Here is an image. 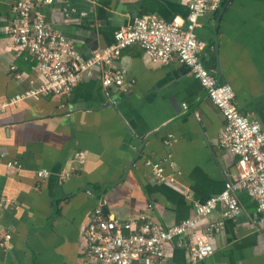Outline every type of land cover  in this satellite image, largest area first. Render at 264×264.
Returning <instances> with one entry per match:
<instances>
[{"label": "crops", "instance_id": "1", "mask_svg": "<svg viewBox=\"0 0 264 264\" xmlns=\"http://www.w3.org/2000/svg\"><path fill=\"white\" fill-rule=\"evenodd\" d=\"M15 1L0 0V102L28 88V81L39 82L34 62L15 56L6 33ZM188 1L53 0L37 11L86 58L110 45L114 31L135 17L184 24ZM198 24L203 66L231 87L236 109L264 133V0H222ZM118 62L131 81L127 92L105 93L101 71L93 68L69 95L24 100L0 114V236L11 235L7 248L0 247V264H96L83 254V231L94 209L117 223L144 214L171 226L194 217L195 203L238 177L237 157L217 144L223 117L184 66L149 63L136 45ZM167 154L173 166L159 182L145 161ZM41 170L49 177L37 178ZM236 196L241 213L234 220L224 219L218 205L196 224L202 235L209 223L223 221L209 241L212 254L197 264H264L256 204L244 192ZM193 243L164 244L165 264H188Z\"/></svg>", "mask_w": 264, "mask_h": 264}, {"label": "built area", "instance_id": "2", "mask_svg": "<svg viewBox=\"0 0 264 264\" xmlns=\"http://www.w3.org/2000/svg\"><path fill=\"white\" fill-rule=\"evenodd\" d=\"M52 1L16 0L11 6L14 20L6 29L8 39L16 57L34 62L39 82L35 84L30 80L28 88L1 101L0 114L24 100L69 95L82 74L93 68L101 71L100 84L105 93L110 88L127 92L131 81L118 61L125 48L136 45L149 63L177 62L198 81L224 120L218 146L238 159V177L227 180L220 194L195 203L194 217L177 224L163 226L153 223L144 214H134L117 223L104 219L100 208L94 209L83 231L85 258L96 264H132L136 260H144L146 264H165L164 244L180 246L185 238H192L194 243L189 249L188 264H197L212 254L209 241L223 228V221L209 223L202 235L197 234L196 224L214 212L218 205L223 207L224 219L234 220L241 213L236 192H244L254 200L259 223L264 226V133L257 121L249 120L236 109L231 87L218 82L215 71L203 66L200 54L204 42L195 34L198 19L207 12L215 13L222 0H189L184 24L175 20L135 17L131 24L114 31L110 45L93 51L86 58L80 57L62 34L51 31L44 16L37 11ZM62 11L65 17H69L70 10L64 7ZM9 69L15 68L10 66ZM66 109L65 116H70L71 109ZM164 144L169 146L171 141ZM75 158L83 162L80 155L75 154ZM13 165L7 164L8 167ZM145 165L159 182L166 179L165 167L173 166L170 154L158 162L146 160ZM49 175L46 170L36 173L41 180ZM66 176L63 174L60 178ZM3 205L0 200V209ZM10 239L8 232L3 233L0 247L6 249Z\"/></svg>", "mask_w": 264, "mask_h": 264}, {"label": "water", "instance_id": "3", "mask_svg": "<svg viewBox=\"0 0 264 264\" xmlns=\"http://www.w3.org/2000/svg\"><path fill=\"white\" fill-rule=\"evenodd\" d=\"M219 82V81H218Z\"/></svg>", "mask_w": 264, "mask_h": 264}]
</instances>
